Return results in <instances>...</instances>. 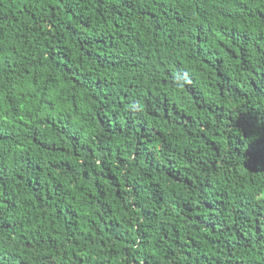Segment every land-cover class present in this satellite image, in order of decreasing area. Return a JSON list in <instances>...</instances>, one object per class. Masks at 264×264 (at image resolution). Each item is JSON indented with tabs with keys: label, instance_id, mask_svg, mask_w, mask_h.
<instances>
[{
	"label": "trees",
	"instance_id": "1",
	"mask_svg": "<svg viewBox=\"0 0 264 264\" xmlns=\"http://www.w3.org/2000/svg\"><path fill=\"white\" fill-rule=\"evenodd\" d=\"M0 264H264V0H0Z\"/></svg>",
	"mask_w": 264,
	"mask_h": 264
}]
</instances>
